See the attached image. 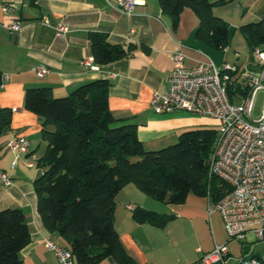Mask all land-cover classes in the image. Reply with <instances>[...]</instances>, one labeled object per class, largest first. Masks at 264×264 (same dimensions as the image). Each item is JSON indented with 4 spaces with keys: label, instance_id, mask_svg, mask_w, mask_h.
<instances>
[{
    "label": "crops",
    "instance_id": "obj_1",
    "mask_svg": "<svg viewBox=\"0 0 264 264\" xmlns=\"http://www.w3.org/2000/svg\"><path fill=\"white\" fill-rule=\"evenodd\" d=\"M5 4L10 8L4 9ZM213 12L230 25L229 45L222 49L196 37L199 17L189 6L182 9L174 27L159 0H144L130 12L122 10L118 0H38L37 4L0 0V68L4 78L0 107L12 108L11 123L0 135V168L13 178L11 184L0 185V209L14 206L25 212L31 239L21 249V264H60L45 239L51 237L59 244H67L60 232L45 227L36 207L34 180L42 172L39 160L47 140L42 136L41 117L25 107L26 88L48 85L55 96H60L81 83L107 78L109 107L121 121L136 124L146 147L174 143L182 131L205 124L208 117L185 110L156 112L151 107L153 93L168 88L177 49L184 52L187 66L210 59L219 66L230 62L241 69L261 65L256 56L250 58L251 49L240 25L264 16V0H229L215 5ZM17 20L21 27L10 28ZM59 23L68 26L66 33H57ZM93 30L106 32L114 42L131 43V52L108 63H98L89 35ZM89 58L98 67L85 64ZM40 66H46L48 72L40 75ZM20 135L31 140L26 153L8 146L12 137ZM214 204L209 193L195 191L180 203L162 201L129 182L116 195L115 226L138 264H202L203 253L218 242H228L229 264H241L243 258L259 255L250 251L247 239L245 244L243 240L228 239ZM137 205L174 215L163 225L142 222L133 214ZM74 264H80L76 258ZM95 264L122 263L107 256Z\"/></svg>",
    "mask_w": 264,
    "mask_h": 264
},
{
    "label": "trees",
    "instance_id": "obj_2",
    "mask_svg": "<svg viewBox=\"0 0 264 264\" xmlns=\"http://www.w3.org/2000/svg\"><path fill=\"white\" fill-rule=\"evenodd\" d=\"M37 4L38 0H29ZM229 0H159L163 12L179 23L185 6L195 10L197 38L217 49L229 45L230 25L213 12ZM251 49L264 50V16L240 25ZM90 40L95 61L108 63L129 54L131 43L112 41L106 32L93 30ZM4 81L0 68V87ZM232 101L249 92L244 78L228 83ZM109 80L97 78L55 96L51 86H28L25 107L41 117L47 140L40 158L42 172L34 180L37 210L46 228L58 231L80 264H95L107 256L122 264H138L126 249L115 226L116 195L127 183L172 203L183 202L190 191L211 195L216 201L224 184L210 175V158L218 129L201 125L186 129L178 140L157 148L146 147L134 122L121 121L109 107ZM12 108L0 107V135L11 123ZM120 120V121H119ZM134 216L155 225L174 214L142 205ZM31 233L21 207L0 209V264H21V249ZM257 255V254H256Z\"/></svg>",
    "mask_w": 264,
    "mask_h": 264
},
{
    "label": "built area",
    "instance_id": "obj_3",
    "mask_svg": "<svg viewBox=\"0 0 264 264\" xmlns=\"http://www.w3.org/2000/svg\"><path fill=\"white\" fill-rule=\"evenodd\" d=\"M143 1L118 0V4L122 10L130 12L135 4ZM9 8V4L4 5V9ZM45 21L48 22L47 17ZM9 27L19 29L21 22L17 20ZM56 29L58 34H64L68 26L59 23ZM255 56L263 67L261 73L247 67L241 69L230 62L219 66L212 59L187 66L184 52L177 49L167 90L155 91L151 98V107L156 112L185 110L221 121L209 171L224 184L214 206L222 216L228 239L245 240L249 233L264 239V104L259 118L248 119L257 90L264 88V50L257 48ZM85 64L98 67L92 58L86 59ZM47 72L46 66L38 68L40 75ZM238 76L244 78L249 92L238 101H232L227 86ZM30 145L31 140L23 135L8 141V146L17 152H28ZM12 182L11 173L0 168V185ZM45 244L54 251L60 264H74L75 256L68 246L51 237H46ZM228 258V242H218L203 253L200 262L229 264ZM241 264H264V255L247 256Z\"/></svg>",
    "mask_w": 264,
    "mask_h": 264
},
{
    "label": "rangeland",
    "instance_id": "obj_4",
    "mask_svg": "<svg viewBox=\"0 0 264 264\" xmlns=\"http://www.w3.org/2000/svg\"><path fill=\"white\" fill-rule=\"evenodd\" d=\"M257 67V66H255ZM251 67L254 71L261 73L263 70V67L259 65L257 68ZM264 104V88H259L256 92L255 99H254V106L251 111V117L248 119L253 120L257 119L261 116L262 109ZM206 122L203 125L215 127L217 129L221 128V121L218 118L213 117H205ZM247 239L243 240V244L246 243L248 247L250 248V251L253 250L254 252H259L260 254L264 255V239H258L253 233H249Z\"/></svg>",
    "mask_w": 264,
    "mask_h": 264
}]
</instances>
